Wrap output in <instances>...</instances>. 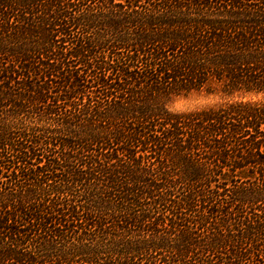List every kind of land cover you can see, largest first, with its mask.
I'll return each mask as SVG.
<instances>
[{
	"label": "trees",
	"instance_id": "obj_1",
	"mask_svg": "<svg viewBox=\"0 0 264 264\" xmlns=\"http://www.w3.org/2000/svg\"><path fill=\"white\" fill-rule=\"evenodd\" d=\"M7 14L22 49L0 50L21 64L0 71V264H264V0ZM199 92L226 102L170 110Z\"/></svg>",
	"mask_w": 264,
	"mask_h": 264
},
{
	"label": "rangeland",
	"instance_id": "obj_2",
	"mask_svg": "<svg viewBox=\"0 0 264 264\" xmlns=\"http://www.w3.org/2000/svg\"><path fill=\"white\" fill-rule=\"evenodd\" d=\"M21 25L22 23H20L18 19L13 15L10 16L7 14L0 17V50L22 49L19 41L14 39V35H16ZM36 56L37 55H35V57ZM36 59L38 60V57ZM39 59L40 61L38 63H35V65L42 66L47 65V63L52 65H58L56 64V61L48 59L44 56H40ZM20 66L21 64L19 62H14V58H9L8 55H0V71H2V69H11L13 67L19 69ZM1 83L2 82H0V84ZM225 102L226 99L221 97L220 95L199 92L171 99V101L169 102V108L174 112H187L208 106L219 105ZM3 112L2 108H0V115H2Z\"/></svg>",
	"mask_w": 264,
	"mask_h": 264
}]
</instances>
